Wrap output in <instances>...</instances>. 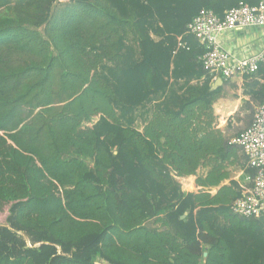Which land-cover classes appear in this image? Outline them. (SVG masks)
<instances>
[{
    "label": "trees",
    "instance_id": "1",
    "mask_svg": "<svg viewBox=\"0 0 264 264\" xmlns=\"http://www.w3.org/2000/svg\"><path fill=\"white\" fill-rule=\"evenodd\" d=\"M240 1L0 0V264H264L188 28Z\"/></svg>",
    "mask_w": 264,
    "mask_h": 264
},
{
    "label": "built area",
    "instance_id": "2",
    "mask_svg": "<svg viewBox=\"0 0 264 264\" xmlns=\"http://www.w3.org/2000/svg\"><path fill=\"white\" fill-rule=\"evenodd\" d=\"M237 26H264V0H257L255 4L240 1L224 11L222 16L212 9H203L188 25L191 33L205 45L202 65L214 77L248 76L264 66V47L249 57L238 58L216 42L218 31ZM230 142L241 147L248 165L255 170L250 185H243L241 195L233 201L232 210L246 217L264 216V97L249 126L233 136Z\"/></svg>",
    "mask_w": 264,
    "mask_h": 264
},
{
    "label": "crops",
    "instance_id": "3",
    "mask_svg": "<svg viewBox=\"0 0 264 264\" xmlns=\"http://www.w3.org/2000/svg\"><path fill=\"white\" fill-rule=\"evenodd\" d=\"M215 40L231 55L238 58L249 57L258 53L264 47V26H237L232 29H225L215 34ZM211 89H218L219 92L216 96L217 98L212 102L213 113L216 117V127L222 131L224 137L230 139L249 126L256 108L262 101L264 67L248 76L238 75L229 79L220 78V80L218 76H215L212 79ZM236 154L233 165L228 169L230 178L222 181L220 185L227 184L230 179L238 181L241 186L250 185L249 182L252 177L244 172L247 165L245 155L241 150ZM200 172H205V170ZM190 177H193L192 188L194 189L185 184ZM195 178L196 176L179 178L183 192H194L200 189L195 184ZM184 179L186 180L182 184ZM218 187H209L207 189L210 193H214Z\"/></svg>",
    "mask_w": 264,
    "mask_h": 264
},
{
    "label": "rangeland",
    "instance_id": "4",
    "mask_svg": "<svg viewBox=\"0 0 264 264\" xmlns=\"http://www.w3.org/2000/svg\"><path fill=\"white\" fill-rule=\"evenodd\" d=\"M139 123H140V120L138 121L137 126H139ZM192 176H194V175H192ZM187 177H188V176H187ZM185 180H186V179L182 180V184L184 183ZM185 184H187L191 189H194V188H192V185H193V177H190V178L185 182Z\"/></svg>",
    "mask_w": 264,
    "mask_h": 264
},
{
    "label": "water",
    "instance_id": "5",
    "mask_svg": "<svg viewBox=\"0 0 264 264\" xmlns=\"http://www.w3.org/2000/svg\"><path fill=\"white\" fill-rule=\"evenodd\" d=\"M219 80H220V78H219ZM212 88H214V87H212ZM206 254H207L206 252H203V256H206ZM94 264H107V263H103V262H100V261H95Z\"/></svg>",
    "mask_w": 264,
    "mask_h": 264
}]
</instances>
